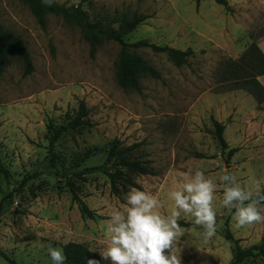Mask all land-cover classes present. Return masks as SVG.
<instances>
[{"label": "rangeland", "instance_id": "374dc122", "mask_svg": "<svg viewBox=\"0 0 264 264\" xmlns=\"http://www.w3.org/2000/svg\"><path fill=\"white\" fill-rule=\"evenodd\" d=\"M53 2L81 8L92 22L147 15L125 37L127 43L192 49L194 55L177 67L164 53L131 49L162 78L144 76L139 91L124 89L116 75L119 43L103 41L92 57L75 23L50 14L43 28L22 0H0L1 24L25 41L34 64V72L26 76L23 63L11 59L0 74V156L11 175L7 179L0 173L2 252L18 264H52L48 245L63 249L78 242L100 255L106 246L105 221L112 212H126V195H113L106 175L86 170L106 162L115 139L125 147L144 144L140 151L157 175L135 180L141 191L160 201L156 211L161 215L172 209L168 193L179 189L182 173L201 170L217 183L211 239H205L192 216L182 214L178 220L183 234L174 247L181 264H231L234 243L224 237L226 223L242 247L263 242L264 222L234 226V209L221 203L219 177L231 173L254 194L264 192V103L244 91L229 90L232 84L221 78L225 61L240 60L264 37V0H228L229 9L216 0H201L199 7L195 0ZM82 102L93 126L69 130L52 143L51 127L73 121ZM214 120L225 125L229 148L237 149L231 159L215 135ZM70 183L98 219L83 218L72 201ZM0 264L10 263L0 255ZM242 264H264V258Z\"/></svg>", "mask_w": 264, "mask_h": 264}, {"label": "trees", "instance_id": "16d2710c", "mask_svg": "<svg viewBox=\"0 0 264 264\" xmlns=\"http://www.w3.org/2000/svg\"><path fill=\"white\" fill-rule=\"evenodd\" d=\"M29 6L32 14L39 24L46 28L47 16L50 14L64 18L65 20L75 23L79 26L90 45L91 56L95 57L99 45L103 41H115L121 45L117 63V80L119 85L124 89L137 90L141 89L140 82L144 76H150L155 79H161V73L154 66L150 65L143 57L131 51V49L150 48L156 53H164L177 66L187 65L190 58L194 55L192 49L180 50L170 46H159L147 41L136 43H127L125 37L134 32L149 16L135 13L128 17L123 15L120 18L111 20L90 21L88 16L81 8L66 9L60 4L53 2L51 6L43 3V0H22ZM197 7L200 6L201 0H195ZM216 2L229 9L228 0H216ZM118 25V28L114 26ZM11 59H18L24 65V75H31L34 72V64L31 53L26 46L25 41L11 32H8L0 22V74H2ZM264 76V53L260 49L258 42H253L244 52L240 60H227L222 65L221 78L224 83H231L232 88L229 90H239L253 96L259 103H264V87L258 77ZM79 113L67 125L58 128L51 127L54 132L52 143L55 142L63 133L81 127L93 126L89 118V109L85 102L79 105ZM215 135L223 152L228 151V159H231L237 149H230L224 137L225 125L217 120L213 121ZM143 143H136L125 147L123 141L115 139L112 143L106 162L95 168L87 169V173L101 172L106 175L111 183V192L117 197L126 195L130 188L135 187L142 190V187L136 182L137 176H155L157 173L152 168V162L147 159V155L140 151ZM0 173H3L7 179L11 178L10 172L4 167L0 156ZM70 189L73 200L78 204L83 218L96 220L99 218L97 212L92 210L83 201L77 193L75 186L70 183ZM264 194V192L262 193ZM11 195H9L10 197ZM6 199H4L5 201ZM3 203L0 205V213L3 211ZM224 237L234 243V260L231 264H242L249 258H264V241L250 248H244L240 240L235 239L233 233L226 223ZM89 247L78 242H69L63 247V253L66 257L65 264H88L90 260H99L103 264L101 256L91 250ZM0 255L10 264H18L0 249Z\"/></svg>", "mask_w": 264, "mask_h": 264}, {"label": "clouds", "instance_id": "9594fccd", "mask_svg": "<svg viewBox=\"0 0 264 264\" xmlns=\"http://www.w3.org/2000/svg\"><path fill=\"white\" fill-rule=\"evenodd\" d=\"M43 3L51 6L53 0ZM182 176L179 189L168 193L173 206L166 215L156 211L160 206L156 196L130 188L125 196L126 212H112L105 221L106 246L100 251L103 260L111 264H181L174 244L183 234L178 223L182 214L194 218L206 240L215 235L213 201L217 183L201 170L185 172ZM219 184L223 189L222 206L234 209L232 220L237 229L264 222V194L259 191L254 194L231 173L221 175ZM48 254L52 264H65L63 249L48 245ZM88 264H100V261L90 260Z\"/></svg>", "mask_w": 264, "mask_h": 264}, {"label": "crops", "instance_id": "0c3cea01", "mask_svg": "<svg viewBox=\"0 0 264 264\" xmlns=\"http://www.w3.org/2000/svg\"><path fill=\"white\" fill-rule=\"evenodd\" d=\"M258 45H259L260 49L262 50V52L264 53V37L261 38L260 41H258ZM259 78H260L259 79L260 83L264 87V76H260Z\"/></svg>", "mask_w": 264, "mask_h": 264}]
</instances>
